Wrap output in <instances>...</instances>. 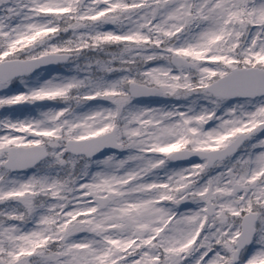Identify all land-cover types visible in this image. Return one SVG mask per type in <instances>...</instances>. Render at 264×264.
<instances>
[{
	"label": "snow or ice",
	"instance_id": "1",
	"mask_svg": "<svg viewBox=\"0 0 264 264\" xmlns=\"http://www.w3.org/2000/svg\"><path fill=\"white\" fill-rule=\"evenodd\" d=\"M0 264H264V0H0Z\"/></svg>",
	"mask_w": 264,
	"mask_h": 264
}]
</instances>
